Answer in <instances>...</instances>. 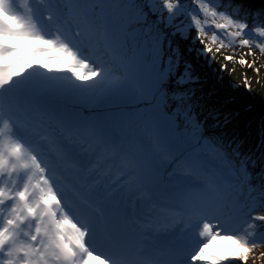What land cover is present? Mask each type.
<instances>
[{"label": "snow or ice", "instance_id": "6c2138e0", "mask_svg": "<svg viewBox=\"0 0 264 264\" xmlns=\"http://www.w3.org/2000/svg\"><path fill=\"white\" fill-rule=\"evenodd\" d=\"M192 2L196 8L189 10L182 0H0V264H249L250 258L256 264L257 256L264 264V235L253 239L255 221L264 226V215H251V207L244 212L213 183L206 153L223 158L227 149L219 140L204 138L194 90L184 88L198 77L187 62L176 75L180 52L171 40L168 48L175 59L168 57L162 67L165 37L187 39V28L177 23L181 16L190 19L205 54L213 52V45L219 52L237 41L241 48L264 53V39L252 38H264V21L254 19L250 26L219 10L216 0ZM129 22L139 25L141 37L131 46L125 31ZM209 22L227 44L215 32L206 43ZM255 62L239 60L242 66ZM169 82L170 94L163 91ZM13 95L64 129L51 148L33 138L3 103ZM152 100L158 102L133 108L131 114L124 111ZM89 108L104 115L85 118L81 112ZM178 122L189 131L178 134ZM132 132L145 145L144 154L134 173L125 167L110 177L92 141L119 148L122 137ZM46 151L57 159L46 158ZM233 153L240 155L236 149ZM250 160L241 158L242 174ZM68 162L95 174L100 187L94 196L85 198L78 188L62 184L58 171ZM173 204L182 207L189 224L199 225L197 246L182 257L171 244L154 253L136 250L120 222L141 218L157 231L183 235L189 224L178 227L168 211ZM236 214L243 234L227 232ZM101 234L113 251L98 252ZM222 242L230 245L218 248Z\"/></svg>", "mask_w": 264, "mask_h": 264}, {"label": "rangeland", "instance_id": "374dc122", "mask_svg": "<svg viewBox=\"0 0 264 264\" xmlns=\"http://www.w3.org/2000/svg\"><path fill=\"white\" fill-rule=\"evenodd\" d=\"M132 2L135 3L137 0H132ZM182 2L188 5L189 10L196 8L192 0H182ZM216 2L219 5V10H226L229 14H233L234 18L238 16L242 20H246L250 26L253 24L254 19L257 24L264 21V5L259 7L260 10H257L259 5H250L243 0H216ZM237 6H239L238 13L234 11ZM245 11L248 12L246 13ZM200 15L203 18L202 13ZM177 23H180L181 27L187 28V39H182L180 35H167L164 40L166 43L163 46L165 51L162 64L166 66L168 57L173 56L171 49L167 50L168 40H171L172 47H178L180 52V63L176 75L184 71L185 63L187 62L191 65L192 76L198 77L195 83L186 84L184 88L194 90L192 98L195 106L194 110L199 113V118L205 121L202 128L204 138L207 140H219L227 149L223 158L217 157L211 152L206 153L209 175L215 173L212 176V181L213 179L217 180L214 181V184L219 186L221 194L230 199L234 198L243 206L244 212H247L249 207H251V215H264V196L261 195V192L264 191V179H261V173L264 170V53H261L258 48H241L237 41V44L233 47L223 48L219 52L216 51L217 45H213V52L205 54L203 51L205 45L196 39V30L191 25L190 19L187 16H181ZM204 27L208 33V36L205 37L206 43H211L210 36L215 32L227 44V38L219 30L215 29L211 22ZM125 31L127 33L128 46L132 45L134 39L139 40L141 38L139 25L133 22H129L126 25ZM165 31L170 33L173 29H166ZM252 38L258 41L264 39L254 35ZM101 50L103 51V49ZM249 52L255 53V56L246 55ZM227 56H233L234 59L228 61L225 59ZM241 58L249 62L255 59V65L253 67L242 66L239 63ZM173 59H175L174 56ZM224 65H226V68L222 67ZM256 69H259V71H256ZM245 74L249 78L250 89L245 84ZM163 91L170 94V82L168 87L163 88ZM157 102V100L142 101L137 105L125 107L124 111L131 114L133 108H144L148 103L155 104ZM3 103L11 106L15 117L21 114L26 125H33L38 130L43 128L41 134L47 133L49 138H52L53 133L60 132L54 120L40 115V113L28 106L26 102L17 100L15 96L6 97ZM167 104L168 108L172 107L171 101H167ZM168 108L165 109L166 112ZM24 111L27 112V115H25ZM81 114L85 118H95L103 116L104 112L89 108L82 111ZM231 118L234 120L229 123ZM51 126H53L52 129L49 128ZM54 126H56V129H54ZM177 129L178 134L189 131L188 126L181 125L179 122L177 123ZM127 138H131L128 141V147L132 146V144L141 143L135 132L124 135L122 140L125 142L128 140ZM130 143L131 145H129ZM99 144L102 145L103 142L96 141L93 144L96 154L105 162L113 163L110 159H114L117 153L115 148L106 147L104 149L106 151L102 149V152L99 151L101 147ZM233 149H236L240 155H235ZM144 151L145 145L143 143L135 147V153L138 157H132V164L128 169L130 172L134 173L136 161L144 154ZM104 152L106 153L101 157ZM130 154L134 156L131 152ZM245 156L251 157V160L245 166V174H242L240 171V160ZM251 161H255V165ZM110 166L112 168L113 164ZM124 178L131 179L132 177L125 176ZM222 181L223 183L226 182L224 183L226 186L218 184ZM253 202H255L254 207H252ZM236 217L237 219L231 221L227 229L229 234L233 233V230L243 234L240 214H236ZM212 222L215 223V220ZM255 223L257 228L253 239L258 240L264 235V226H262L260 221H255ZM224 243H218L217 247L222 248ZM256 260H258L256 264H262L258 256ZM251 263L250 258L249 264ZM231 264H240V262L233 261Z\"/></svg>", "mask_w": 264, "mask_h": 264}, {"label": "bare ground", "instance_id": "6f19581e", "mask_svg": "<svg viewBox=\"0 0 264 264\" xmlns=\"http://www.w3.org/2000/svg\"><path fill=\"white\" fill-rule=\"evenodd\" d=\"M240 1H242V0H240ZM245 3H248V4H250V5H259L258 7H257V10H260L259 9V7L260 6H262V5H264V0H243ZM246 13L248 12V11H245ZM140 39V38H139ZM164 43H166V42H164ZM164 46V45H163ZM167 50H170L169 48H167ZM165 65L164 64H162V67H164ZM14 96V95H13ZM24 104H26V103H24ZM23 110H25V109H23ZM24 113H25V115H27V112L26 111H24ZM40 115H42L43 116V114H41L40 113ZM18 121H20L23 125H24V127L30 132V134L33 136V138H37L36 136L37 135H40L41 134V130L43 131V128H40L41 130H37V129H35V128H33L32 126H30V125H26L25 124V121H23V117L21 116V114H18V115H16V117H15ZM234 119L233 118H231L229 121V123H231L232 121H233ZM54 123H56V126H58L57 127V129H59L60 131L62 130V131H64V129L63 128H61L60 127V125L55 121ZM55 125V124H54ZM56 126H54V127H56ZM50 129H52L53 128V126H51V127H49ZM50 139V142L51 141H56L58 138H55V137H52V138H49ZM128 139V140H127ZM127 139H125V140H127V141H123L122 140V145L119 147V148H115V150H117V154L116 155H120V154H122V155H124V159L125 160H122V161H119V169H118V171L116 172V175H119V174H121V171H122V169H124L125 167H127V169H129V167H130V165L132 164L131 163V161H132V157H138L137 156V154L135 153V147L136 146H139V145H141V143H139V144H135V145H133L132 144V146H127L128 145V141H130V139L129 138H127ZM96 143V141L95 140H93L92 141V144H95ZM105 144V143H104ZM100 145V144H99ZM106 146L103 148V150L104 149H106V147L108 148H110V145H107V144H105ZM129 145H131V143L129 144ZM50 146V145H49ZM101 146V145H100ZM112 147V146H111ZM133 147V148H132ZM112 148H114V147H112ZM103 150H101L102 152H103ZM104 151H106V150H104ZM129 151V152H128ZM130 152L134 155V156H131V154H130ZM106 152H104L102 155H101V157L105 154ZM116 158V161L120 158V157H118V156H116V157H114V159ZM135 171V170H134ZM80 173H83V171H79ZM126 179V178H125ZM214 181H217V180H214L213 179V183H214ZM224 183H226V182H224ZM223 183V181L222 182H220V183H218V184H220V185H224V186H226L225 184ZM229 183V182H228ZM174 214V213H173ZM174 216H175V218L179 221V218L181 217V216H179V215H177L176 216V214H174ZM182 219V221H180L179 222V224H182V223H185V224H189V222H188V219H187V222H186V218L185 217H183V218H181ZM234 219H237V217L235 216L234 217ZM233 219V220H234ZM167 221V219L164 221V222H166ZM178 224V225H179ZM194 224L195 223H190L189 224V226L187 227V228H190V229H192V228H194ZM175 233V232H174ZM224 244H229V242H225ZM223 245V244H222ZM256 261H258V260H256ZM252 264V263H251Z\"/></svg>", "mask_w": 264, "mask_h": 264}]
</instances>
